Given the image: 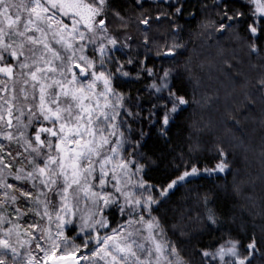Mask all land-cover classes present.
I'll list each match as a JSON object with an SVG mask.
<instances>
[{"label":"snow or ice","instance_id":"6c2138e0","mask_svg":"<svg viewBox=\"0 0 264 264\" xmlns=\"http://www.w3.org/2000/svg\"><path fill=\"white\" fill-rule=\"evenodd\" d=\"M152 3L155 16L145 0H0V264H264V226L233 238L212 183L232 172L225 140L246 152L244 125L264 110V0ZM198 14L196 35L217 55L211 92L190 98L177 80L194 69L177 58ZM225 33L246 60L227 54ZM221 101L226 136L201 163L200 141L185 150L173 128L193 104Z\"/></svg>","mask_w":264,"mask_h":264},{"label":"trees","instance_id":"16d2710c","mask_svg":"<svg viewBox=\"0 0 264 264\" xmlns=\"http://www.w3.org/2000/svg\"><path fill=\"white\" fill-rule=\"evenodd\" d=\"M123 2V0H121ZM211 3V0H208ZM152 15L155 16L156 12L159 10L152 0H145V9H149ZM187 9L185 16L187 17ZM201 19L198 14L196 19L190 20L189 23L185 25V30L181 33V37L190 42L188 43L187 51L181 58V62L187 61L188 64L194 69L192 80H189L188 74L180 69V77L177 80V84L183 81V87L188 92L191 98L193 92L196 93L197 98L205 91L211 92L212 83L208 82L209 68L208 64L213 61V58L217 55V48L215 46V41L213 45L209 47L206 43L202 42L196 35L197 23ZM181 24H185V20L181 19L179 21ZM153 29H158L155 32L157 37H162L168 30L169 25L165 21H161L159 24L154 22ZM135 30V24L129 29ZM132 34V33H131ZM220 45L226 49L227 54H232L233 50L239 49L236 53L242 56L245 60L247 57L241 51L240 46L235 44L229 37L228 33H225L223 37L220 38ZM255 59V58H253ZM201 64H204V69L201 70ZM247 70V69H245ZM214 74V73H213ZM200 78L201 85L200 88L195 90L194 84L195 80ZM194 82V83H193ZM204 82V83H203ZM240 89L237 88V95H239ZM222 95V94H221ZM212 108L215 111H212ZM224 112L223 101L214 104L210 108H203L199 105L193 104L186 112L181 115V127L173 128V142L177 145H183L187 148V141L191 136L192 141L199 140L201 147L204 151L201 153V163H204L205 158L210 160L209 150L213 148V142L216 139H223L226 136V129L223 124L222 114ZM226 119L227 117H223ZM264 118V110L261 109L258 103L252 114L249 115L248 121L244 125L245 140L247 142V151L254 155V160L259 161L257 165L243 164V158L246 159V155L240 157V153L234 151V148L228 144L225 140V146L234 155L230 157V162H232V172H229L226 176H221V179L214 181L212 183L219 185L217 190V199L215 207L225 215L226 218L230 219L235 217V224H226L225 228L231 227V235L233 238L240 239L243 243H247V236L251 235L253 230L257 236L261 235V227L264 226V127L261 126L260 120ZM211 122L213 125L212 131L198 132L197 129L202 127L204 123ZM218 130L216 132L215 130ZM159 146L154 145L152 141H149L148 148L146 150H156ZM240 149V148H238ZM179 150V148H177ZM243 150V149H241ZM245 151H243L244 153ZM261 160V161H260ZM150 176L154 179H160V173L152 172ZM239 183L241 191L239 193L232 191V184ZM204 185L202 190H207L210 186L209 182L201 181ZM184 189L173 196V201L179 199ZM171 215V213L169 214ZM243 225V227H241ZM247 233V235H246ZM224 235V230L217 231L209 236L205 234L204 236H199L194 234L193 239L190 241H185L182 245L186 251H191V249L197 244L198 241L202 243H207L210 239H219ZM254 264H260L259 261L254 262Z\"/></svg>","mask_w":264,"mask_h":264},{"label":"rangeland","instance_id":"374dc122","mask_svg":"<svg viewBox=\"0 0 264 264\" xmlns=\"http://www.w3.org/2000/svg\"><path fill=\"white\" fill-rule=\"evenodd\" d=\"M130 33H132V35L133 36H136L137 35V33H136V31L135 30H130ZM236 51H238L239 52V49H237ZM229 54V53H228ZM230 55V54H229ZM179 61H181V58H179ZM205 79H208L207 77L205 78ZM195 82V81H194ZM193 82V83H194ZM208 82L209 83H212L211 81H209V79H208ZM204 83V82H203ZM195 84V83H194ZM194 89L195 90H197V87H196V85H194ZM222 94V93H221ZM213 109H216V108H212L211 110L212 111H215V110H213ZM215 130V129H214ZM216 132H218V130H215ZM232 148H234V151H236V152H238V154L240 153V157L242 158V155L244 156V155H246V159H244L243 158V164H247L246 162H248V164L249 165H257V163L259 162V161H255L254 160V155L251 153V152H244L243 153V151L244 150H241V149H238V148H235V147H232ZM261 161V160H260ZM258 166V165H257Z\"/></svg>","mask_w":264,"mask_h":264},{"label":"water","instance_id":"95a60500","mask_svg":"<svg viewBox=\"0 0 264 264\" xmlns=\"http://www.w3.org/2000/svg\"><path fill=\"white\" fill-rule=\"evenodd\" d=\"M64 259H65V260H70L71 257H70V256H69V257H64Z\"/></svg>","mask_w":264,"mask_h":264}]
</instances>
